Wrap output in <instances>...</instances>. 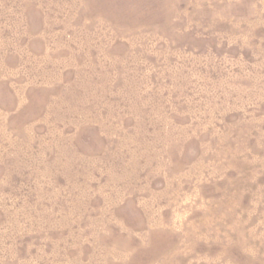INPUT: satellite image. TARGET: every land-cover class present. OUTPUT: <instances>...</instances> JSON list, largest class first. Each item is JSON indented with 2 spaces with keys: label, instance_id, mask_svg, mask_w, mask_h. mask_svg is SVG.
<instances>
[{
  "label": "rangeland",
  "instance_id": "374dc122",
  "mask_svg": "<svg viewBox=\"0 0 264 264\" xmlns=\"http://www.w3.org/2000/svg\"><path fill=\"white\" fill-rule=\"evenodd\" d=\"M0 264H264V0H0Z\"/></svg>",
  "mask_w": 264,
  "mask_h": 264
}]
</instances>
